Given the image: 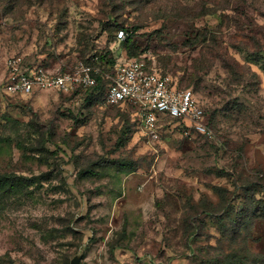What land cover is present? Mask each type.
Instances as JSON below:
<instances>
[{
    "label": "rangeland",
    "instance_id": "obj_1",
    "mask_svg": "<svg viewBox=\"0 0 264 264\" xmlns=\"http://www.w3.org/2000/svg\"><path fill=\"white\" fill-rule=\"evenodd\" d=\"M94 56L191 89L206 132L6 90ZM0 174L32 179L0 196V264H264V0H0Z\"/></svg>",
    "mask_w": 264,
    "mask_h": 264
},
{
    "label": "built area",
    "instance_id": "obj_2",
    "mask_svg": "<svg viewBox=\"0 0 264 264\" xmlns=\"http://www.w3.org/2000/svg\"><path fill=\"white\" fill-rule=\"evenodd\" d=\"M125 34L119 31L118 38ZM16 69L15 63L12 64ZM6 85L12 95H28L34 90L54 89L68 93L79 88H91L100 77L106 82L104 102L115 106L128 104L135 108L143 127L154 133L162 118L186 121L194 131L206 132L205 112L194 93L188 88H177L170 79L149 68L143 60L128 59L112 67L98 57L79 62L70 71L49 74L39 69L29 75L17 74Z\"/></svg>",
    "mask_w": 264,
    "mask_h": 264
},
{
    "label": "trees",
    "instance_id": "obj_3",
    "mask_svg": "<svg viewBox=\"0 0 264 264\" xmlns=\"http://www.w3.org/2000/svg\"><path fill=\"white\" fill-rule=\"evenodd\" d=\"M119 31H122L126 35L124 36L125 38L124 42L129 43V36L127 32L123 28H120ZM128 55L130 57L133 56L131 52H128ZM129 59H132V58H129ZM100 61L109 67H112L115 64V62L111 61L110 59H105L103 57H100ZM105 88H106V82L104 81V79L98 77L97 84L91 88H87L86 92L87 91L88 92H87V96L85 100L93 98V97H97V98H100L101 101H104ZM123 105H128V104H123ZM31 181H32L31 178L26 179L23 177H17L12 174H0V196L2 197L9 193L11 194L16 191H20L21 189L26 187L28 183H30Z\"/></svg>",
    "mask_w": 264,
    "mask_h": 264
},
{
    "label": "water",
    "instance_id": "obj_4",
    "mask_svg": "<svg viewBox=\"0 0 264 264\" xmlns=\"http://www.w3.org/2000/svg\"><path fill=\"white\" fill-rule=\"evenodd\" d=\"M70 264H81V256H76V257H74V258L71 260Z\"/></svg>",
    "mask_w": 264,
    "mask_h": 264
}]
</instances>
